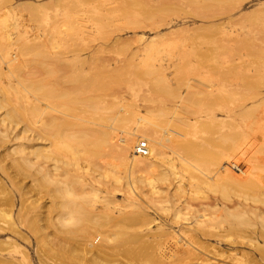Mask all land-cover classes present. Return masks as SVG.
I'll use <instances>...</instances> for the list:
<instances>
[{"label":"rangeland","instance_id":"rangeland-1","mask_svg":"<svg viewBox=\"0 0 264 264\" xmlns=\"http://www.w3.org/2000/svg\"><path fill=\"white\" fill-rule=\"evenodd\" d=\"M198 88L203 121L178 138L174 107ZM34 89L53 93L45 98ZM32 103L38 115H25ZM50 122L57 129L49 133L43 125ZM228 132L240 135L238 147L220 138ZM100 135L109 146L72 139ZM227 162L237 173L258 168L255 181L262 183L247 194L230 188L229 198L212 191L208 182L214 185ZM263 174L264 0H0V264L129 263L117 240L86 236L74 225V214L55 196L59 188L88 200L91 215L82 226L105 214L145 213L152 223L139 229L138 246L174 232L177 240L157 249L169 255L172 246L187 244L174 206L189 192L192 209L217 199L234 206L236 233L205 243L204 263L264 264V221L253 216L250 227L234 228L237 207L264 212V202L255 200L264 199ZM93 242L111 256L95 260Z\"/></svg>","mask_w":264,"mask_h":264},{"label":"bare ground","instance_id":"bare-ground-1","mask_svg":"<svg viewBox=\"0 0 264 264\" xmlns=\"http://www.w3.org/2000/svg\"><path fill=\"white\" fill-rule=\"evenodd\" d=\"M39 49L40 48H35L34 50H32V49L28 48L27 51H29V52L33 51V52L38 53ZM196 82L198 83V81H195V83ZM199 83L202 84L203 82L200 81ZM200 84H198V85L196 84V85L200 87ZM204 85H206V83H204ZM207 86L208 85H206V87ZM193 87H192V89H194ZM211 87H208L207 89L209 90V88H211ZM207 89L205 88V90H207ZM214 89H215V87H214ZM33 91L36 94H41L45 98H51L52 93H53L52 90H44V89H42V90L34 89ZM200 91L198 88V90L196 89V91L194 90V92L191 91L189 95L184 96L185 95L184 94L180 98H178L179 102L174 107V115H173L174 124H172L173 126H175V127H173V128H175V130H172V131H174L175 136L178 138L182 139V138H185L186 135L188 136L189 135L188 133L190 132V131L188 132V130L195 128L196 125H198L199 123H201V121H203V120H201L203 111L201 110L202 100L199 97V95H201ZM209 92L212 94L211 90ZM219 92L221 94L220 90H219ZM204 93H206V92H204ZM213 94H215V93H213ZM213 94H212V97H214ZM202 96H205V95H202ZM207 96L211 97V95L210 96L207 95ZM216 96H218V93H216ZM224 96L227 98V101H228V99H230L227 96V94H224ZM221 97H222V95H221ZM223 97H222V100L224 99L226 101V98L225 97L223 98ZM74 99L75 98H73L72 101ZM218 99H219V96H218ZM37 101H38V99H37ZM216 101H217V99H216ZM22 110L23 111H21V108H20V111L18 110V112H19L20 116L23 117L21 112H24L25 108ZM29 111L38 115V113L40 111L39 105L38 104L34 105L32 103V106L30 107V109L28 108V111L25 112V115L27 114V112L29 113ZM31 112L29 114H31ZM244 112L245 111H243V113H242L243 117H244V115L247 116L246 114H244ZM14 113H17V110ZM13 114L10 112V114L8 113V116L12 119L14 117L16 118V116H18L16 114H14L15 116H12ZM229 115H230V113H229ZM229 115H228V117H229ZM236 115L239 116L238 113ZM20 116H18V118H20ZM15 118L13 120H15ZM206 119L212 123H216V120H217V119H215V114H212V113L207 114ZM173 121H171V123H173ZM205 122H203V123H205ZM208 122H207V125L210 124V123L208 124ZM233 125H235V124H233ZM43 128L48 130V132L50 133V132H53L55 129H57V124H55L54 122H50V124H48L47 126H46V124H44ZM233 128H234V126H233ZM152 131H154V130L152 129ZM230 134H231L230 132L222 134L220 138L223 139L224 143L230 144L229 146L233 149V148H235V146H237L236 144L238 143V138L240 135L235 134L234 132H233V134H235V135H233V134L230 135ZM236 135H238V137ZM173 138H175V137H173ZM72 139H74L75 141H78L79 144H81V145H93L96 148H100L102 145L109 146L111 143V140L107 136L104 137L102 135L97 136L94 139L89 138L88 136L87 137L86 136H72ZM174 142H176V141H174ZM114 145H115L114 149H118V145L117 144H114ZM141 149H143V148H141ZM120 151L122 152L124 157L128 154V148L121 149ZM144 151L147 152L149 150L144 149ZM258 151H261V150H258ZM159 155H161V154H159ZM137 161L142 162L143 160L140 158V156H138ZM250 161H252V160L250 159ZM245 163H247V161ZM226 164H224V168L221 166L223 169L221 168L222 170L220 172L218 171L219 173L217 174L216 178L212 181V182H215L214 185L216 184V182H218V180H222L223 183H220V181H219V183H218L219 185L217 184L214 186L208 182V186L212 191L213 190L219 191V192L221 191L220 193L222 195H224L223 197H227V198H229V195L231 193L230 188L236 189L237 192L239 190H241V191L250 190L251 188H252L251 190L255 191L254 190L255 187L252 185H254V183L260 184V182H261L260 180H259L260 181L259 183H257L255 181L256 180L255 178H258L256 176L259 175L258 174L259 172H255L254 169L256 170L258 168L250 166L248 168V170H244V168L242 167V168H239V170L237 169L238 170V173H237L235 170L233 171L231 169L232 167L228 166L229 165L228 162ZM255 173H257V175H255ZM166 177H167V175L163 176V178H166ZM243 182H244V184H243ZM210 186H212V187H210ZM253 187H254V189H253ZM234 192H235V190H234ZM233 193H231V194H233ZM239 193H241V192H239ZM244 193L247 194V192H244ZM249 193H250V191H249ZM153 194L154 195L159 194V192H157V189L155 190V192H153ZM189 194H188V196L190 198H185L181 204L174 206V208H173L174 211L172 213L173 214V216H172L173 221L176 223L179 222L180 224H183L182 230L186 236L185 241L187 242V244L181 245V246L179 244H176V245L173 244L174 246H172V248H170L171 250H170V255H169L168 253H164V252L158 253L157 249L161 248V246H159L161 244L160 242L169 243V242L173 241V239H175V238L177 240L176 233H174V232H166V233H162L161 236L159 235L158 237L160 238V240L154 246H148L147 248H145V247L141 248L138 246V243L140 241H142V237H141L139 229L148 227L152 223L145 213L137 214V215H130V216H122L118 219H116L111 214H105L102 219L95 221V222L92 221L91 223H89V225H86V226L83 225L82 226L83 221L88 219V217H90V215H91L90 213L87 214V211H85V208L88 204V200L85 198L79 199L74 195L73 192H70L68 190H64L62 188L55 190L56 198H59L61 201V208H63V209L67 208V210L72 211V213L74 214L72 217V219L74 220V225L78 226L80 228V230H83L85 232L86 236L89 235V237H90L92 232H97L99 235L105 234L106 239L108 238V239L117 240L118 244L122 248H124V250H123L124 254H122L121 256L122 257H123V255L126 256V257L125 256L124 257L129 261L128 264H140V263L143 264L144 259H145V264H147L148 262L150 264H153V262H156L159 258H163L164 260H165V258L167 259V260H165L166 263L162 262L163 261V259H162L161 262L163 264H187L189 261H192V262L194 261L195 264H205L204 263L206 261L205 260V254L203 253V251H201L202 249H206V248H204L205 243L209 242L212 238H219V239L225 240V238L227 237V235H225V234L230 233L229 230L231 231V233H232V231L234 232V230H231V229H233V227H231L232 224L230 225V210L234 206L232 208H228L220 199L221 200L220 202H222L221 204H223V207H221V206H219L218 200L213 198L212 203L209 204V206H207V207L201 206V208L192 209V205H191L192 197L191 196H193L192 194H194V193L189 192ZM262 198H264V197H262ZM178 199H181V198H178ZM218 199H219V197H218ZM255 200H257V201L259 200L258 203L264 202V199H261V197L259 198V196ZM154 202H156V204H159L160 200H158V198H155ZM234 204H235V202H234ZM237 204L238 203H236V205ZM242 204H244V206H247L246 203L242 202ZM261 204H264V203H261ZM238 206H240V205H238ZM252 207L251 208H249V206L248 207H240V208L237 207L238 210L237 209L236 210L238 212L236 211L237 215L236 216L234 215L235 220L233 219L234 222H236L235 227H234L235 229L240 230V229H242V227L245 228L249 224L251 225V218L253 216H255L254 218H256V219L259 218V219L264 221V212L257 211V210L255 211L254 208H252ZM258 207H256V209ZM262 208L264 209V207H262ZM232 210H235V209H232ZM256 221H258V219ZM224 223L228 224L229 229L224 228L222 226V225H224ZM259 224H260V222H259ZM250 225H249V227H250ZM253 225L251 226V228L253 227ZM107 226H110L109 229H106ZM261 226H263V224H261ZM230 227H231V229H230ZM246 230L247 229H245V231ZM248 232H249V230H248ZM234 233H236V232H234ZM261 233H263V232H261ZM250 234H251L252 238H255V239L258 238L256 233L252 234V232H251ZM175 241H173V243ZM163 245H165V243ZM163 245H162V247H163ZM89 247L90 248L93 247V249L89 250V251L94 256V259L97 260L98 262H99V259L103 255H104L103 257L106 256V258L111 256V253L104 246L94 247V242H93V243H89ZM205 247H207V246H205ZM109 248H111V247H109ZM117 248H118V246H117ZM117 248L115 247L113 250H115ZM161 250H164V249H161ZM263 251H264V249L262 250V253H260L262 259H264V252ZM146 260H147V263H146ZM247 264H249V263H247Z\"/></svg>","mask_w":264,"mask_h":264}]
</instances>
